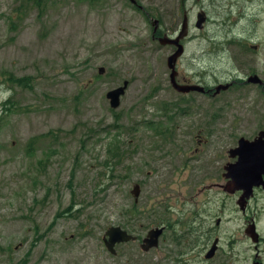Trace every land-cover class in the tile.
<instances>
[{
	"label": "rangeland",
	"instance_id": "1",
	"mask_svg": "<svg viewBox=\"0 0 264 264\" xmlns=\"http://www.w3.org/2000/svg\"><path fill=\"white\" fill-rule=\"evenodd\" d=\"M118 2L0 0V104L10 100L0 112V264H150L155 257L136 254L138 241L112 256L107 229L143 238L166 220L174 228L158 243L168 244L206 200L197 196L200 178L180 177L193 124L175 120L170 141L148 127L169 128L161 105L178 98L164 43L152 42L153 24ZM194 47L179 72H192ZM206 58L203 68L226 70ZM22 78L28 86L15 83ZM124 81L112 110L106 94ZM227 131L221 123L214 134Z\"/></svg>",
	"mask_w": 264,
	"mask_h": 264
},
{
	"label": "flooded vegetation",
	"instance_id": "2",
	"mask_svg": "<svg viewBox=\"0 0 264 264\" xmlns=\"http://www.w3.org/2000/svg\"><path fill=\"white\" fill-rule=\"evenodd\" d=\"M118 1L153 24L151 41L163 40L166 63L182 49L175 82L186 91L176 90L168 75V86L178 98L162 103L170 126H158L155 135L170 141L175 120L193 124V145L181 148L180 177L200 178L197 196L206 198L202 207L182 222L178 219L182 232L170 237L168 244L143 251L146 236H133L139 242L136 254L155 257L150 264H264V0ZM220 28L227 33H217ZM192 44L188 68L193 70L181 73L179 67ZM205 57L216 64L224 61L226 70L203 68L200 62ZM237 98L243 107L234 118ZM221 123L229 131L214 134ZM161 224L160 238L174 228L170 221ZM125 244L116 245L112 256H118L116 247Z\"/></svg>",
	"mask_w": 264,
	"mask_h": 264
},
{
	"label": "water",
	"instance_id": "3",
	"mask_svg": "<svg viewBox=\"0 0 264 264\" xmlns=\"http://www.w3.org/2000/svg\"><path fill=\"white\" fill-rule=\"evenodd\" d=\"M159 42L164 43L162 39L161 40L159 39ZM181 54H182V49L180 48L167 59V66L170 69L169 78L172 86L178 91H186V90H181V88L175 82V77H176L175 64H176V60L180 57ZM103 73H104V69L100 68L99 74L102 75ZM127 85H128L127 81H124L121 87L111 90L106 94V99L108 100L109 106L112 110H115L119 107L120 98L125 94ZM191 89L195 90L198 88L191 87ZM138 193H139V186L136 184L134 186V189L131 191V195L136 199ZM161 232H162L161 228H155L150 230L146 235L145 239L143 240V245L141 247L142 250L148 251L152 248L157 247L158 238L160 237ZM134 239L135 238L133 236L129 235L126 231L122 230L120 227H110L105 232L103 242L107 251L110 254L114 255L116 245H119L121 243H127L133 241Z\"/></svg>",
	"mask_w": 264,
	"mask_h": 264
},
{
	"label": "trees",
	"instance_id": "4",
	"mask_svg": "<svg viewBox=\"0 0 264 264\" xmlns=\"http://www.w3.org/2000/svg\"><path fill=\"white\" fill-rule=\"evenodd\" d=\"M28 80L26 78H22V79H16L15 80V83H17L19 86H23V87H26L28 86ZM10 103V100H7L5 102H3L2 104H0V112H4V111H8L9 110V107H7V105ZM157 127H152L151 129H155L157 132L160 131V128L158 127V129H156ZM135 208H133V210H135Z\"/></svg>",
	"mask_w": 264,
	"mask_h": 264
}]
</instances>
